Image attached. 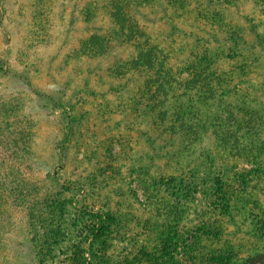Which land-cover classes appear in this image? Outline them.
Returning a JSON list of instances; mask_svg holds the SVG:
<instances>
[{
    "label": "rangeland",
    "instance_id": "rangeland-1",
    "mask_svg": "<svg viewBox=\"0 0 264 264\" xmlns=\"http://www.w3.org/2000/svg\"><path fill=\"white\" fill-rule=\"evenodd\" d=\"M108 1L43 0L37 18V0H0V107L15 109L0 129L7 119L32 137L27 154L0 137V264L263 253L264 0H139L146 58L121 40ZM205 67L213 91L200 99L188 81ZM232 108L258 126L256 150L223 134L217 117ZM185 109L212 113L194 143L175 124Z\"/></svg>",
    "mask_w": 264,
    "mask_h": 264
},
{
    "label": "trees",
    "instance_id": "trees-1",
    "mask_svg": "<svg viewBox=\"0 0 264 264\" xmlns=\"http://www.w3.org/2000/svg\"><path fill=\"white\" fill-rule=\"evenodd\" d=\"M51 1L52 0H47V1L45 0V3L49 4L51 3ZM42 2L43 0H37V5L35 7L36 12H37V14L36 13L35 14L37 15V18H38V15H41L43 12H45V7H42ZM138 2L139 0L138 1L137 0H109L103 6V9L116 22L118 26V34L121 40L123 39L125 41H128V40L133 41L134 44L139 47V52H140L141 57L146 58L154 54L155 52L153 51V49L148 48V47L141 48L142 44L140 43V40H141L140 37L145 36V34L142 31V29L139 27L140 25L138 24L137 20L131 13V10L136 4H138ZM96 7L97 6H92L91 8H88L87 13H86L88 20H91L92 18H94L95 14H97ZM208 72H209L208 67H205V69L203 70H198L197 74H195L194 76L195 78L188 81V84L190 83V84L197 86L196 87L197 95L200 96L201 94L200 99L205 98V94L202 95V92L206 94H210L213 91L212 88H210L211 81L208 75H206V74H209ZM207 99H213V98L210 95V97H207L206 100ZM10 103L11 102H7V104L2 103V107H0L1 114H5V115L7 114V116H9V113L15 110L13 107H11L13 105ZM181 103L182 102L180 101V99H178L176 104L180 105ZM6 106H7V111L3 110L6 108ZM179 113H180V116H177L178 118L175 120V124L179 128L184 138L185 144H187L188 142L194 143L195 141H197L198 133L201 129V126L206 125L209 120H213V119H210L212 113L209 115L208 113L200 114V111L199 112H197L196 110L190 111L188 109L181 110L179 111ZM244 115H245V112L239 115L238 113H235V109L232 108V110H230L228 114L220 113V115H218L220 117H217V119H218V122L221 123L220 128L223 131V134H226L225 135L226 139L230 143H233L234 141L237 144L238 139L240 137H244V138L251 140L250 145L253 147L252 149L254 151V149L256 150L257 143H258L254 141L258 137L257 135L258 126L257 127L253 126L254 124H251L252 121L249 119H246ZM7 116H5V118H7ZM258 118H259L258 116L257 117L255 116L254 118L257 124H259ZM4 120H7V119H4ZM4 120L2 121L5 123V126L0 129V137H3L6 132H10V136L7 140V143H10L12 141L13 142L12 146H15L20 152L24 151L26 147L29 148V144L32 141V137L29 136V132H27L26 129H23V130L18 129V131H13L12 130L14 128L12 126L13 124L12 123L7 124V121H4ZM247 123L250 125H248ZM6 138H7V135H5L4 139ZM223 140H225V138ZM26 151L27 150H25L23 154H27L25 153ZM6 185H7V181L2 182V178H0V217L4 215L5 213L4 206H5L6 201H5V198L2 197V195L4 192L7 193ZM23 187L24 186L22 184L17 185L16 186L17 190L14 192L15 196H18L21 199H23V194H25ZM250 259L251 258H249L248 260Z\"/></svg>",
    "mask_w": 264,
    "mask_h": 264
},
{
    "label": "water",
    "instance_id": "water-1",
    "mask_svg": "<svg viewBox=\"0 0 264 264\" xmlns=\"http://www.w3.org/2000/svg\"><path fill=\"white\" fill-rule=\"evenodd\" d=\"M239 264H264V252L251 258L250 260L244 263H239Z\"/></svg>",
    "mask_w": 264,
    "mask_h": 264
}]
</instances>
